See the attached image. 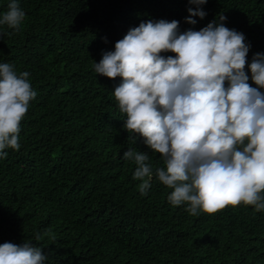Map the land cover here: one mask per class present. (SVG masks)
I'll list each match as a JSON object with an SVG mask.
<instances>
[{
  "label": "trees",
  "instance_id": "obj_1",
  "mask_svg": "<svg viewBox=\"0 0 264 264\" xmlns=\"http://www.w3.org/2000/svg\"><path fill=\"white\" fill-rule=\"evenodd\" d=\"M10 2L0 0V17ZM17 2L25 20L18 32L0 26V63L27 71L37 95L19 151L0 159V245L30 241L46 264H264V212L240 205L192 216L168 202L172 190L155 176L141 195L123 153L147 152L153 168L163 161L139 135L129 140L113 94L121 78L93 67L142 22L175 20L183 33L224 15L250 46L245 72L256 88L248 65L264 54V0H208L195 25L186 23L196 10L189 0Z\"/></svg>",
  "mask_w": 264,
  "mask_h": 264
},
{
  "label": "clouds",
  "instance_id": "obj_2",
  "mask_svg": "<svg viewBox=\"0 0 264 264\" xmlns=\"http://www.w3.org/2000/svg\"><path fill=\"white\" fill-rule=\"evenodd\" d=\"M207 2L189 0L196 10L189 9L186 23L204 18L201 6ZM25 16L11 0L0 26L18 32ZM225 20L220 15L218 24L183 33L175 20L142 22L115 43L114 51L102 53L99 63L93 61L98 75L121 78L113 94L126 116L129 140L135 144L139 135L163 161V167L153 168L147 152L130 148L123 153L136 165L139 192L146 195L155 176L172 190L168 202L187 205L192 216L240 205L264 212V93L259 90L264 89V54H255L248 65L254 88L245 72L250 46ZM29 75L0 63V159L7 157L5 149L19 151L20 124L37 95ZM46 260L30 241L0 245V264Z\"/></svg>",
  "mask_w": 264,
  "mask_h": 264
}]
</instances>
